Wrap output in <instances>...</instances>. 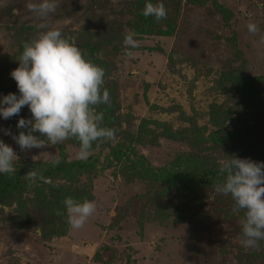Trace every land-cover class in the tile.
<instances>
[{"label":"rangeland","instance_id":"obj_1","mask_svg":"<svg viewBox=\"0 0 264 264\" xmlns=\"http://www.w3.org/2000/svg\"><path fill=\"white\" fill-rule=\"evenodd\" d=\"M27 2L0 0V95L18 94L10 72L24 43L41 31L40 23L59 29L71 42L89 35L98 43V58L112 67L107 80L114 88L112 101L94 107L103 113L101 125L114 129L111 140L97 141L99 147L90 150L100 159L106 145L124 141L132 156H143L156 168L188 159L191 179L194 158L213 170L221 160L239 158L242 149L228 139L231 130L264 129L258 104L243 103L236 86L227 91L215 86L221 73L232 71L234 81L249 78L264 98V0H150L165 6L166 18L159 21L141 15L147 0H57L55 12L43 20ZM249 23L256 24L255 34L247 31ZM128 33L138 48L123 45ZM212 113L219 125L212 123ZM21 117H31L26 106L19 117L0 119V129L26 131L16 128ZM193 121L206 140L191 135ZM0 140L17 153L15 169L36 171L54 158L80 159L74 139L29 151H21L3 131ZM136 168L130 157L90 173L59 174L60 206L36 205L42 187L33 181L22 194L39 212L31 220L23 211L19 215L16 200L0 206V264H264V241L257 249L242 246L243 211L233 212L230 196L208 183L186 188L152 181L136 175ZM66 197L97 206L78 230L67 223Z\"/></svg>","mask_w":264,"mask_h":264},{"label":"clouds","instance_id":"obj_2","mask_svg":"<svg viewBox=\"0 0 264 264\" xmlns=\"http://www.w3.org/2000/svg\"><path fill=\"white\" fill-rule=\"evenodd\" d=\"M26 7L43 20L55 12L57 0H29ZM141 15L159 21L166 18L167 13L162 2L147 0ZM38 28L41 31L24 43L18 66L10 72L18 94L0 95V119L19 117L21 109L28 108L31 117H21L16 122L17 129L26 131L18 134H12L9 129L0 131L10 135L21 151L43 149L75 139L79 144L77 156L84 159L94 142L114 137V129L101 125L103 113L94 111L95 106L109 103V93L102 89L104 69L86 59L59 29L48 28L44 23ZM247 31L255 34L256 24L249 23ZM122 43L127 49L139 47L132 33L126 34ZM126 55L131 56V51ZM17 159L13 148L0 140V175L15 172ZM59 162L58 158L50 161L53 166ZM218 175L222 179L214 185L215 192L230 196L233 212L243 211L242 246L257 249L258 242L264 241V162L232 156L218 162ZM34 178L35 173L30 172L28 179ZM62 203L68 225L77 230L97 207L93 201H76L71 197H66Z\"/></svg>","mask_w":264,"mask_h":264},{"label":"trees","instance_id":"obj_3","mask_svg":"<svg viewBox=\"0 0 264 264\" xmlns=\"http://www.w3.org/2000/svg\"><path fill=\"white\" fill-rule=\"evenodd\" d=\"M71 43L74 44L82 52V54H84L86 59L104 69L105 75L102 89H106L108 91L109 100L112 101V92L114 91V88L109 85L111 82L107 80L112 67L110 63L100 60L96 55V52L98 50V43L92 41L89 38V35L88 37L86 35H81L75 42ZM233 73L234 72L232 71L221 73L216 80L215 86L222 91H227L230 84L233 87L236 86L241 96V101L246 104H258L257 108L259 107V109H261L259 113H262V111H264V98L254 92V86L253 84H251L249 78H244V76L241 75L240 79L238 76L236 78L239 80V82L237 80L234 81L235 77ZM246 89H248L247 92ZM211 120L214 125L220 124V121L216 120V117L213 113L211 114ZM129 121L130 120L127 119L126 123H129ZM191 124V135L195 137L196 140H206L207 136L202 135V128L199 127L195 121H193ZM230 132L233 135L231 137L227 136L229 137L228 139H233L235 142L234 145L237 148L242 149L239 154V158H247L256 162H264V129L262 127H259L257 125H248L243 129H237L236 132L234 130H231ZM216 133L217 132L211 135L216 136ZM226 134L227 133H224V135L220 137L221 141L225 140ZM212 138L216 137L213 136ZM73 142L79 146L78 142L75 139L73 140ZM97 145L98 144L94 142L91 150H95L96 147H99ZM106 146L109 149L103 154L102 159H100L98 152H92L85 159H75L69 162H60L55 166L51 165L43 169H37L36 171H33L29 167L24 168L25 166H22L16 169V171L11 174L0 175V206L9 205L12 201L16 200L17 202L21 203L18 205L21 208V210L19 211V215L23 211L24 219L31 220L32 217L36 216L39 212L35 210V208L33 207L34 205H28L22 200V194L26 191H29V188L32 186L33 181L42 187H39L40 192H38L39 194L37 198L33 200L36 205L47 204L49 205L48 207H50V205L56 204L57 206H60L59 203L62 201L60 200V192L62 189L61 185L56 182V180L59 178V174L90 173L97 169H105L113 166L117 160L119 161V159L121 160L122 158L130 162V157L133 168H136L135 165L139 164L140 169H135L136 175L148 178L152 181H165L168 184L173 185L184 184L182 186H185L186 188H195L207 183L214 186L218 180L222 179V177L218 175V169H207L209 166H203L199 162V160H195V158L193 159L192 164L194 173L192 175V178L190 179V177L188 176L190 175V164L188 163V159L186 158H179L180 165L173 164L168 168H156L145 161L143 156H132L133 154L130 151L129 145L125 144L124 141L118 144H114V146ZM103 147L104 145H102L100 149ZM30 172L35 173L34 179H28V174ZM60 209L61 208L59 207V210ZM42 219L45 221L44 215ZM59 223L61 222L59 221ZM42 225L47 226L44 223H42Z\"/></svg>","mask_w":264,"mask_h":264}]
</instances>
